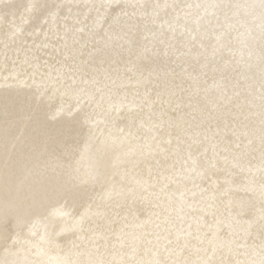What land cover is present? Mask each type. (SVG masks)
Returning a JSON list of instances; mask_svg holds the SVG:
<instances>
[{"label":"bare ground","instance_id":"1","mask_svg":"<svg viewBox=\"0 0 264 264\" xmlns=\"http://www.w3.org/2000/svg\"><path fill=\"white\" fill-rule=\"evenodd\" d=\"M59 1L43 11L0 0L8 21L58 13L60 24L28 39L48 42L28 62L0 59V227L56 246L75 241L92 213L113 227L90 225L83 244L48 264H264V177L250 192L227 193L221 183L243 180L220 162L264 163V101L252 102L264 95V0ZM62 33H71L65 46ZM191 49L201 54L193 63L183 58ZM89 53L110 67L152 53L170 75L60 99L86 86L88 74L73 68ZM248 71L258 89L233 88ZM169 84L182 88L170 93ZM235 226L246 245L214 252ZM144 234L156 239L147 254L132 244Z\"/></svg>","mask_w":264,"mask_h":264},{"label":"rangeland","instance_id":"2","mask_svg":"<svg viewBox=\"0 0 264 264\" xmlns=\"http://www.w3.org/2000/svg\"><path fill=\"white\" fill-rule=\"evenodd\" d=\"M30 1L33 2L34 7L37 6L34 2H40L41 5H44L42 8H40L43 9V11L48 10L52 7L51 6L52 4L48 5L45 3L47 0H30ZM62 1L66 3L69 0H62ZM58 2L60 1L58 0ZM208 6H210V4ZM194 9L196 8L195 7L190 8L191 14L194 13L193 11ZM207 10L210 11L211 13H214L219 10V7L213 6V10L212 8H208ZM2 12H4V14L0 15V59L8 58L10 60L16 59L19 62H23V61L28 62L30 56L33 55V53H37V54L43 53V50L46 48V44L48 43L45 42L44 39L35 42L34 41L28 42V39L31 38L32 35L34 37L39 31H42V29L44 28L46 30L48 29L49 31H54L55 29L60 28L59 27L60 24L55 25V20L58 17V13H54L52 16L46 19H37L31 17L25 24H22L21 22H16L15 20L8 21V18L11 16L12 11L10 12L2 11ZM61 14L62 15H60L61 16L60 20L62 23H64L63 19L65 14H63L62 12ZM85 14H89V13H84V15ZM73 23L76 26L78 25V23L75 20H73ZM73 28L74 27H70V32L74 30ZM61 30L64 31V29ZM52 33L50 34V36L52 35ZM61 36L63 40L60 39L61 42L59 41V43H63L64 46L66 43H69V41L72 39L71 33H67L64 35L62 33ZM16 40H19V42L22 41V43L20 42L15 47H13L11 43ZM104 56L105 55H101V56L98 55L97 57L89 53L79 64H76V66L73 68L76 73L86 72L88 74L86 75L87 80L85 81V83L87 84L82 89L74 88L75 90L71 91L69 94L60 95V99L77 98L80 96L87 95L93 90L106 91L109 89H114V90H118V92H123L124 90L130 87H134L138 84L148 83L154 79L159 78L160 76L166 77L170 75L168 71H163L156 68L160 63L156 59L157 56L155 57L152 53L148 54V56H143L138 60H136L134 66L130 63H127L122 66L115 65L113 67H110L105 62H103ZM200 56L201 54L199 51L195 49H191L184 54L183 58L186 61L193 63L194 60ZM128 64H130V67ZM258 80H259V75L256 72H252V71L243 72L237 80H234L232 82V87L236 89H243L245 87H249L254 90H257L259 85H257L256 82ZM164 84H168V83H164ZM181 88L182 87H180V85L173 86L169 84L166 86L165 89L167 90V92L171 93L176 90H180ZM263 101H264V95H256L252 99V102L254 104ZM31 108L34 109L35 111H37V109H39L40 111H46L50 109V106L41 105V107H39L37 104H34L32 105ZM220 159H221L220 162L227 165V167L229 168V170L232 172L233 175L240 177L243 180L241 186H234V185L230 186L229 184L221 183V186L227 193L250 192L257 186L259 178L264 177V163L257 161L253 162L252 160L249 159L243 160L233 155H229L227 157H221ZM5 220H6L5 217L1 218L0 223H3ZM136 220H138V218ZM104 221L105 220H102V217H100L97 213L94 214L92 213V215L89 216L82 223L81 228L79 230V236L76 238V240L73 241L72 243L67 244L66 246L53 245L49 243L48 240L35 235L30 237H25L22 234H12L6 231L4 228L0 227V264H48L43 261L45 257L49 255L56 257L62 252L63 249H67L72 246L77 247L80 244H83V242L86 241V237H87L86 235L90 225L97 224L96 227L99 226L97 228H101V230H103V228L104 230L113 228L112 226L110 227V225L109 226L106 225L107 222ZM101 222L102 223L104 222L105 224L103 223L104 225H102ZM216 222L219 223V221ZM236 231H237L236 226L233 227L232 229L230 228L226 229L224 231L225 232L224 235L232 234V238L230 239V242L224 244V241L222 239L216 240V245H214L216 249L214 248V252L218 251L219 248L222 249L232 245L236 246V244L237 246L240 245L243 246L244 244L246 245V239H244L245 237L244 236L239 237V233H236ZM68 232H64V233H68ZM146 233L152 234L150 230H148ZM100 236H102L101 232H100ZM144 236L146 235L144 234L142 236H138L132 241V244L136 248L133 249L134 251L138 249L137 251L139 252L143 251L144 253L147 254L148 251L150 250L149 240H156V239H150L147 235L146 236L147 238L145 237L146 239H148L146 244V241L144 240L145 239ZM139 237H143V239L141 238V240H143L144 242L141 241ZM120 244L121 242H117V244L113 246L119 248L121 246ZM135 244L136 246H138V248L135 246ZM93 245L95 246L92 247L93 249L97 250L99 248L97 244H93ZM254 245L250 244L251 247L253 246V248H251L252 251L254 250V248H256L254 247ZM129 246H131V244ZM211 246L208 244L206 248L201 249L202 252H200L201 250L197 249L198 254L211 252L210 251ZM134 247L131 246V248ZM203 250L207 252H204ZM124 263L129 264L127 261ZM124 263L122 262L120 264H124Z\"/></svg>","mask_w":264,"mask_h":264},{"label":"snow or ice","instance_id":"3","mask_svg":"<svg viewBox=\"0 0 264 264\" xmlns=\"http://www.w3.org/2000/svg\"><path fill=\"white\" fill-rule=\"evenodd\" d=\"M86 175H90V173H86Z\"/></svg>","mask_w":264,"mask_h":264}]
</instances>
